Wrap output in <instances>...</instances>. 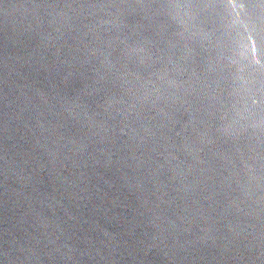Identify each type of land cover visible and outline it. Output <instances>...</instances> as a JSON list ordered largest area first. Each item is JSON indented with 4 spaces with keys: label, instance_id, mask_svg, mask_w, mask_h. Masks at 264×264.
Segmentation results:
<instances>
[{
    "label": "water",
    "instance_id": "95a60500",
    "mask_svg": "<svg viewBox=\"0 0 264 264\" xmlns=\"http://www.w3.org/2000/svg\"><path fill=\"white\" fill-rule=\"evenodd\" d=\"M0 264H264V0H0Z\"/></svg>",
    "mask_w": 264,
    "mask_h": 264
}]
</instances>
